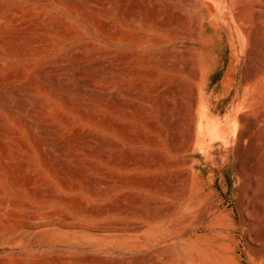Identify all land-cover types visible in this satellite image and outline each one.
Segmentation results:
<instances>
[{"label": "rangeland", "instance_id": "374dc122", "mask_svg": "<svg viewBox=\"0 0 264 264\" xmlns=\"http://www.w3.org/2000/svg\"><path fill=\"white\" fill-rule=\"evenodd\" d=\"M0 264H264V0H0Z\"/></svg>", "mask_w": 264, "mask_h": 264}, {"label": "bare ground", "instance_id": "6f19581e", "mask_svg": "<svg viewBox=\"0 0 264 264\" xmlns=\"http://www.w3.org/2000/svg\"><path fill=\"white\" fill-rule=\"evenodd\" d=\"M260 14H261V13H260ZM260 14H259V15H260ZM262 15H263V14H262ZM257 31H258V30H257ZM254 36H255V35H254ZM256 37H258V36H256ZM253 38H254V37H253ZM255 39H257V38H255ZM256 42H257V41H256ZM252 74H253V73H252ZM258 121H259V119H258ZM251 122H252V121H251ZM248 123H249V122H248ZM248 131H249V130H248Z\"/></svg>", "mask_w": 264, "mask_h": 264}]
</instances>
